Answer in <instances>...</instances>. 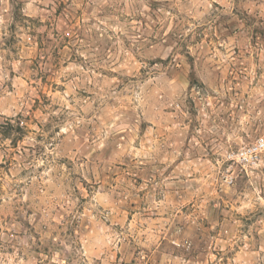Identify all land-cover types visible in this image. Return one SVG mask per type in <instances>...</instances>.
Instances as JSON below:
<instances>
[{
	"label": "rangeland",
	"instance_id": "rangeland-1",
	"mask_svg": "<svg viewBox=\"0 0 264 264\" xmlns=\"http://www.w3.org/2000/svg\"><path fill=\"white\" fill-rule=\"evenodd\" d=\"M260 138L264 0H0V264H264Z\"/></svg>",
	"mask_w": 264,
	"mask_h": 264
},
{
	"label": "built area",
	"instance_id": "built-area-1",
	"mask_svg": "<svg viewBox=\"0 0 264 264\" xmlns=\"http://www.w3.org/2000/svg\"><path fill=\"white\" fill-rule=\"evenodd\" d=\"M263 153L264 138H260L254 144L230 153L227 156L229 172L233 171L234 173L228 175L227 181L233 183L236 178L235 174L247 172L250 167L257 165Z\"/></svg>",
	"mask_w": 264,
	"mask_h": 264
},
{
	"label": "trees",
	"instance_id": "trees-1",
	"mask_svg": "<svg viewBox=\"0 0 264 264\" xmlns=\"http://www.w3.org/2000/svg\"><path fill=\"white\" fill-rule=\"evenodd\" d=\"M17 132L20 134V135H25L27 133V127L24 126V123L22 122V118L20 117L19 118V121L17 123Z\"/></svg>",
	"mask_w": 264,
	"mask_h": 264
}]
</instances>
